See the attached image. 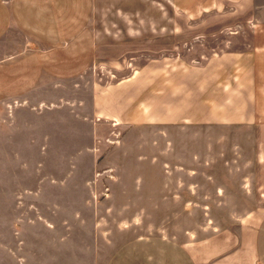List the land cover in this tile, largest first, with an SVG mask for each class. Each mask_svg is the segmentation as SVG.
<instances>
[{
  "label": "crops",
  "instance_id": "obj_1",
  "mask_svg": "<svg viewBox=\"0 0 264 264\" xmlns=\"http://www.w3.org/2000/svg\"><path fill=\"white\" fill-rule=\"evenodd\" d=\"M167 1L190 20L189 3ZM97 2L0 0V199L48 200L43 206L0 207V264H264V207L229 211L224 224L204 207L207 223L176 233L174 226L159 221L149 228L137 222L130 229L125 223L110 226L99 216L114 207L88 205L95 197L90 184L130 182L139 198L150 192L149 210L138 207L134 213L157 220L174 216L176 198L184 197L169 184L185 183V176L168 170L109 177L93 173L96 167L129 165L128 154L134 151L122 148L121 130L154 132L169 142L170 128L207 101L214 106L197 118L247 116L238 107L224 112L213 88L234 67L238 53L176 65L173 57L169 61L172 52L162 53L167 61L158 54L159 39L168 40L162 48L168 50L176 32L154 29L145 36L152 46L149 61L138 62L143 16L122 15L125 27L118 37L111 32L99 36L88 27L96 21ZM162 18L175 21L169 15ZM149 21L159 22L158 15ZM127 55L134 60L116 61ZM229 81L226 89L237 94L231 103L248 102V92L233 90ZM208 94L214 96L207 100ZM222 95L220 90L218 97ZM158 140L152 138V151L158 150ZM102 143L111 147L104 150ZM146 149L141 138L137 166L169 165L157 156L142 164ZM146 183L155 186H140ZM126 208L115 210L126 213ZM180 213L188 214L190 208L182 206Z\"/></svg>",
  "mask_w": 264,
  "mask_h": 264
},
{
  "label": "rangeland",
  "instance_id": "obj_2",
  "mask_svg": "<svg viewBox=\"0 0 264 264\" xmlns=\"http://www.w3.org/2000/svg\"><path fill=\"white\" fill-rule=\"evenodd\" d=\"M136 1L98 0L94 13L96 21L92 20L88 26L90 32L95 31L99 36H104V32H111L112 36L118 37L119 30L125 27L121 16L138 14L144 20L141 24L144 32L141 40L143 50L142 55L136 56L138 62L149 61L152 46L150 38L145 36L154 29L160 34L171 29L176 32L172 40L174 45H169L168 50L162 49L166 48L167 39H159L158 44L159 57L167 61V55L162 53L172 52L173 56H168L169 61L173 57L171 61L176 65L210 62L218 54H223L224 57L226 52L238 53L234 67L213 88L216 91L215 97L222 98L220 105H223L224 112L229 111L230 107H238L241 114L247 116L234 118L228 114L220 120L211 117L197 118L203 109L209 112L214 106L207 101L200 103L192 117L180 120L170 128L169 142L154 132L140 135L138 132L130 134L121 130L119 137L123 141L122 148L134 151L128 154L129 165L124 168L96 167L93 173L109 177L119 174H166L169 171V174L185 176V183L169 184L171 190L184 197L176 198L174 216L159 215L157 220V216L134 213L138 207L149 210L150 192H144V197L139 198L140 195L134 188L136 185L130 182L119 184L103 180L90 184L89 189L95 190V197L88 205L114 207L112 213L99 216L110 226L125 223L127 229H130L137 222L142 223L144 228H149L152 221H159L160 224L174 226L176 233L188 227L192 230L199 229L200 225L207 223L210 216L202 210L204 207L210 209L212 217L219 224L226 223L229 211L242 213L254 207H264V0H176L179 4H190L187 8L190 20L177 9L173 10L167 0H142V3ZM157 15L159 22L149 21ZM167 15L173 16L175 21L167 23L162 18ZM110 40L117 41V38ZM130 46L132 49L136 47L134 44ZM126 57L134 60V56L127 55L119 56L116 61H123ZM246 72L252 78V81H248L249 86L246 85ZM229 80L232 81L233 90L248 92V102L231 103L237 98V94L226 89ZM220 90L223 95L218 97ZM252 90L254 94L250 93ZM213 96L208 94L207 100ZM102 131L106 132L105 126ZM156 137L159 138L155 144L158 150L152 151L150 143ZM141 138L148 147L142 153V164H149L148 160L157 156L159 161H165L169 165L158 168L137 166L140 162L137 155L140 153L138 145ZM108 147L111 145L102 143V149L106 150ZM18 169L15 168V171ZM141 185L150 189L154 184ZM47 201L38 198L0 199V207L17 208L29 204L43 206ZM122 206L127 207L126 213L115 210ZM182 206L190 208V213H180ZM143 232L150 233L149 230ZM131 248L133 252L134 248Z\"/></svg>",
  "mask_w": 264,
  "mask_h": 264
}]
</instances>
